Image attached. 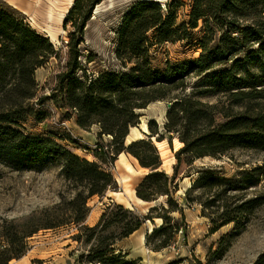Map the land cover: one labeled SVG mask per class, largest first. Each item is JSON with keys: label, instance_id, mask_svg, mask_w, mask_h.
<instances>
[{"label": "trees", "instance_id": "16d2710c", "mask_svg": "<svg viewBox=\"0 0 264 264\" xmlns=\"http://www.w3.org/2000/svg\"><path fill=\"white\" fill-rule=\"evenodd\" d=\"M102 1L76 0L66 16L65 27L72 23L75 28L67 42L70 59L67 70L58 75L52 95L59 105L72 108L79 127L88 129L96 125L99 135L112 137L114 150L102 148L103 153L114 159L115 154L126 152L137 158L141 166L151 168L137 188L139 197L152 201L156 196L168 195L169 206L160 209L177 210L170 189L176 174L171 179L160 169L162 163L154 141L150 138L126 143L131 127L141 121L140 111L153 102L172 103L166 122L161 125L151 119L148 128L150 136L158 141L168 140L172 145L174 138H178L184 143L176 152L179 163L221 158L237 148L264 154V63L258 69L249 64L255 57L264 56V0H193L191 19L181 24L177 22L174 2L163 7L155 0H138L119 27L116 56L123 69L84 74L80 78V45L93 10ZM200 20L204 28L203 36L197 39L202 48L200 56L153 66V46L164 41L188 42ZM59 52L49 37L33 28L18 12L0 7V157L17 169L26 163L61 162L62 174L74 181L77 190L65 212L60 205L24 222L5 220L0 226V264L24 256L29 247L27 239L42 228L61 226L71 218L82 222L89 212L88 200L96 194L103 195L116 183L97 161L82 158L55 137L26 132L27 118L41 121L47 117L39 109L47 96L40 97L37 71L53 56L58 57ZM87 61L93 58L88 56ZM205 74L214 83L212 90L188 93L191 76ZM210 92L216 96V102L199 98ZM141 149L151 151L155 157L149 159ZM213 171L214 167L202 171L192 186L210 194L204 205L215 213L211 221L217 227L233 222L245 226L254 209L264 203L262 196L245 195L248 189L261 184L264 162L245 169L239 181L217 176ZM145 182L150 184L144 186ZM236 190L244 193L233 192ZM158 207L152 206L148 214L129 222L122 237L130 236L144 222L156 217L165 221L153 230V235L164 234L170 216H154ZM173 229L176 233L179 226L175 224ZM168 245L169 240L162 242V246ZM107 250L98 255L102 264H137L135 260L108 255Z\"/></svg>", "mask_w": 264, "mask_h": 264}, {"label": "rangeland", "instance_id": "374dc122", "mask_svg": "<svg viewBox=\"0 0 264 264\" xmlns=\"http://www.w3.org/2000/svg\"><path fill=\"white\" fill-rule=\"evenodd\" d=\"M36 1L38 5L43 6L31 8L11 0H0V7L18 12L41 34L52 32L55 39L50 40L60 51L58 57L53 56L37 71L40 97L47 96L39 109L47 117L41 121L33 117L27 118L24 123L26 132L55 137L82 158L97 161L113 175L116 183L103 195L96 194L88 200L89 212L82 222H75L71 218L61 226L42 228L27 239L29 247L24 256L12 260L9 264H102L98 255L107 248L108 255L115 254L118 259L124 258L128 261L135 260L137 264H264V203L254 209L245 226H237L233 222L217 227L211 221L215 213L204 205L210 194L200 188H192L196 178L209 167H214L213 172L217 176L239 181L245 169H251L264 162V154L237 148L221 158L206 157L197 159L193 164L186 160L179 163L176 157L179 149H176L175 138L172 145L166 140L165 154L162 155L158 148L157 150L162 163L160 169L171 179L176 174L174 181L170 183V189L177 210L165 212L160 209L169 206L168 195L156 196L155 200H152L153 203L144 205L130 202L128 195L124 193L125 188L128 186L135 189L137 194V188L151 172V168L140 169L138 159L130 154V161L140 169V173L130 175L127 184L120 183L118 177L128 174L119 162V155L115 154L113 159L111 154L103 153L107 149L114 150L112 138L99 135L96 125L88 129L79 127L74 121L75 112L72 108L59 105L52 95L58 85L57 77L67 70V62L70 59L67 42L70 41V32L75 28L72 23L65 27L64 22L71 4L76 0ZM137 1L103 0L95 6L92 18L85 28V40L80 45L83 52L80 58L83 69L77 74L80 78L84 74L123 69L116 56L119 27L124 15ZM155 1L163 7L174 2L178 24L189 22L191 19L193 0ZM124 6H127L126 11L120 14ZM202 25L203 21L200 20L199 27L191 31L188 42L164 41L153 46V66L161 67L167 60L179 61L200 56L202 48L197 39L204 34ZM88 56H91L93 61L88 62ZM263 63L264 56L255 57L249 62L255 69L261 68ZM206 76H191L187 92L212 90L214 83L207 80ZM199 98L211 103L217 100L213 92L200 95ZM168 103L153 102L140 113L153 117L163 125L167 120ZM218 120L222 121V116H219ZM100 147L104 150H100ZM141 152L151 160L155 157L151 151L141 149ZM74 184V181L67 180L62 174L61 162L46 165L26 163L17 169L8 159L0 157V226L5 220L24 222L31 216H40L45 209H56L60 205L62 211H67V203L77 192ZM149 184L150 182H145L144 186ZM113 191L122 193L115 195ZM233 192L244 193L241 190ZM110 194L112 197H109ZM245 195L264 197V178L260 185L248 189ZM154 205L159 206L153 211L154 216H170L166 232L153 235L147 220L130 236L122 237L128 223L135 221L138 216L148 214ZM127 209L132 210V213ZM162 219L161 225L165 221ZM150 222L158 226L155 219ZM175 224L179 226L176 233L173 229ZM164 240H169L168 246H162ZM110 243L113 244L109 245ZM106 245L108 246L105 247Z\"/></svg>", "mask_w": 264, "mask_h": 264}, {"label": "bare ground", "instance_id": "6f19581e", "mask_svg": "<svg viewBox=\"0 0 264 264\" xmlns=\"http://www.w3.org/2000/svg\"><path fill=\"white\" fill-rule=\"evenodd\" d=\"M15 3H20L21 5H25L27 7H31V8H40L41 6H43L42 4H39L41 6L38 5V3H36V0H11ZM73 0H71L72 2ZM145 1H154V0H145ZM39 6V7H38ZM127 9V6H124L121 8L120 14H122L123 12H125ZM123 16V15H122ZM47 37L55 39V35L52 32H49L48 34H46ZM153 119V117H149L147 115H141V121L138 125L136 126H132L130 129V133L127 136L126 139V143L127 145L141 140V139H150V130L148 128V122L149 120ZM154 138V137H153ZM176 140V149H180L183 146V142H181L178 138H175ZM166 140L164 141H155V144L159 150L160 154H165L167 146H166ZM130 154L126 153V152H122L119 155V162L120 164L125 168L126 172L128 175H124V176H119L118 180L120 183H125L127 184L130 178V175L133 174H139L140 173V169H146L145 167L140 165V169H137L136 166L130 161L129 159ZM137 160V158H136ZM138 161V160H137ZM170 171L172 172V166L170 167ZM135 189H132L130 187H126L125 188V194L128 195L130 202L135 201L138 204L144 205L147 203H153V201H147L144 200L143 198L139 197L136 193ZM115 195H120L122 192H117V191H113L112 192ZM109 197H112V195L110 194ZM156 223H158V226L161 225L163 219L161 217H156L155 218ZM148 223L150 224V233L153 232V230L158 227L157 225H154L150 222V220H148ZM160 223V224H159Z\"/></svg>", "mask_w": 264, "mask_h": 264}, {"label": "water", "instance_id": "95a60500", "mask_svg": "<svg viewBox=\"0 0 264 264\" xmlns=\"http://www.w3.org/2000/svg\"><path fill=\"white\" fill-rule=\"evenodd\" d=\"M168 105H169V107H170V106L172 105V103L170 102ZM153 119H154V118H153ZM149 121H150V120H149ZM148 123H149V122H148ZM149 136H150V134H149ZM150 138L154 141V143H155V141H158L156 137L153 138V137L150 136Z\"/></svg>", "mask_w": 264, "mask_h": 264}, {"label": "crops", "instance_id": "0c3cea01", "mask_svg": "<svg viewBox=\"0 0 264 264\" xmlns=\"http://www.w3.org/2000/svg\"><path fill=\"white\" fill-rule=\"evenodd\" d=\"M73 3H74V2H73ZM73 3L71 4V6H70V9H71V7H72ZM70 9H69V10H70ZM45 35H46V34H45Z\"/></svg>", "mask_w": 264, "mask_h": 264}, {"label": "built area", "instance_id": "2783aa9c", "mask_svg": "<svg viewBox=\"0 0 264 264\" xmlns=\"http://www.w3.org/2000/svg\"><path fill=\"white\" fill-rule=\"evenodd\" d=\"M109 137H111V136H109ZM111 138H112V137H111ZM99 149H100V150H102V148H101V147H100Z\"/></svg>", "mask_w": 264, "mask_h": 264}]
</instances>
